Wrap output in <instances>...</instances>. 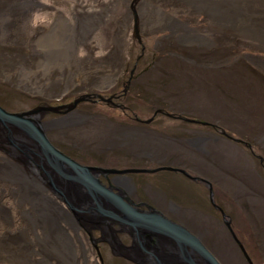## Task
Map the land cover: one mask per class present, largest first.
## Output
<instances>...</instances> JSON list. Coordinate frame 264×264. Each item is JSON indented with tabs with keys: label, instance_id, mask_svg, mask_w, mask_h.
<instances>
[{
	"label": "rangeland",
	"instance_id": "rangeland-1",
	"mask_svg": "<svg viewBox=\"0 0 264 264\" xmlns=\"http://www.w3.org/2000/svg\"><path fill=\"white\" fill-rule=\"evenodd\" d=\"M24 6L21 0H0L2 106L20 111L41 103L68 104L85 93L111 97L127 91L122 100L114 98L118 107L94 101L93 97L80 102L67 118L49 126L51 141L67 149L76 160L91 165L118 155L112 151L127 147L133 134L115 126L116 115L126 112L147 119L159 109L217 120L236 137L253 144L255 152L264 157V0H37L29 5L32 11L28 23L21 16ZM132 71L133 80L129 78ZM122 105L128 109H121ZM173 119L159 114L148 126L166 120L189 127ZM174 129L171 126L169 131ZM2 132L0 126V138L7 144ZM243 147L231 142L215 145L211 162L197 159L194 169L205 171L216 182L214 201L233 218L252 261L264 264V165L252 156L250 148ZM10 149L17 150L0 143V156H8ZM16 152L11 154L17 159L11 155L10 160L27 172L25 155L20 152L19 157ZM32 170L34 176L39 172ZM23 178L29 177L20 174L19 181ZM45 188L54 196L50 186ZM11 189L0 181V191L6 190L0 200V264H23L21 255L26 249L22 243L27 251L31 250L28 264H57L56 258L47 259L48 254L59 252V242L56 247L53 242L48 244L56 234L46 230L49 225L45 224V216L36 211L34 204H28L26 215L30 216L31 207L33 218L39 215L36 226L28 230L16 205V198L28 194L18 187ZM223 189L237 200L224 198ZM35 194L32 191L33 197ZM200 206L205 207L202 199ZM214 214L221 218L217 211ZM92 217L91 213L87 221L74 217L90 249L91 264H130L111 252L101 237L102 229L91 223ZM107 224H103L106 232L110 231ZM199 224L206 227L200 233L223 264H250L217 218L200 217ZM115 226L114 232L119 233ZM24 228L28 230L23 234L26 242L18 237ZM42 245L47 246L44 253L40 251Z\"/></svg>",
	"mask_w": 264,
	"mask_h": 264
},
{
	"label": "flooded vegetation",
	"instance_id": "flooded-vegetation-1",
	"mask_svg": "<svg viewBox=\"0 0 264 264\" xmlns=\"http://www.w3.org/2000/svg\"><path fill=\"white\" fill-rule=\"evenodd\" d=\"M133 77L134 74L132 76L130 73L129 78L133 80ZM116 96H118L116 100L119 101L125 97V93H117ZM121 109L127 110L128 108L126 105H122ZM162 110V112L157 114L155 112L153 116L147 119L141 118L133 113L125 112L117 114L116 116L118 119L116 121L118 122L115 126L123 127L124 130H127V133L131 132L133 138L127 143V147H117V151H112V153L116 154L118 152V155H110L96 164L91 165H96L104 169L116 170L157 169L152 172H104L100 177L106 185L112 187L114 191L123 195L127 200L132 201L136 207L143 210L156 209L173 221L183 225L190 232L197 235L210 251H212L211 248L204 241L200 233L202 230L207 229L206 227L203 228L202 225L199 224V221L200 217L206 219L217 218L226 227L229 238L233 243L237 244V248L242 250L227 224V221H229L234 233L244 245L243 239L237 234L238 231L236 226H234L233 218L222 205L217 201L213 202L218 190L216 182L211 180L205 171L199 172L195 170L194 167L197 165V159L206 160L210 163L214 146L226 144L227 142L241 144L244 146L243 148H250V153L254 158L260 160L261 166L264 165V157L259 156L255 152L253 144L244 138L236 137L234 135L236 134L235 132L232 134L229 128L223 126L217 120L188 117L167 112L164 109ZM69 113L70 111L55 113L51 116L46 114L44 120L49 123L48 131L50 130L49 126H53L58 121L67 118ZM159 114L174 118L173 120H181L188 124L187 126L189 127H183V124L178 122L174 124L169 123L166 120L157 122L156 126L154 125L155 127H149L148 125L156 122V117L159 116ZM151 118L153 119L148 121ZM187 118H192L195 121L188 120ZM171 126L175 127L173 132L169 131ZM175 130L177 131L175 132ZM53 143L66 154L73 157L67 149L61 148L55 142ZM211 146L212 148H210ZM77 160L80 161L79 159ZM80 162L86 163L83 161ZM209 163L204 165L211 167ZM160 173L162 176L158 175ZM163 173H175L177 176L171 177L163 175ZM258 176L262 178L259 172ZM207 190L209 192V202L208 200L207 202L205 201ZM223 193L224 198L231 197L233 200H237L236 197L227 190L223 189ZM199 194L202 198H200ZM201 199L203 205L205 203V207L200 206ZM237 206L241 207V205ZM210 209H212L213 212H208ZM241 210L244 212V207H242ZM214 211L220 213L221 218L215 217ZM100 232L103 242L108 245L111 252L116 257L130 264L154 263L151 255L149 256L143 249H138L136 246L137 237L120 231L119 233L108 234L106 230L103 229ZM157 242L158 239L155 236L148 238V250L157 253L165 264H172L165 259L162 254L164 249H160V255L155 248L149 247V245L152 246V244ZM124 246L129 250L124 249ZM244 256L247 258L245 254ZM249 256L251 257L250 254ZM171 260L174 262L173 259ZM253 263L255 264L254 261Z\"/></svg>",
	"mask_w": 264,
	"mask_h": 264
},
{
	"label": "water",
	"instance_id": "water-1",
	"mask_svg": "<svg viewBox=\"0 0 264 264\" xmlns=\"http://www.w3.org/2000/svg\"><path fill=\"white\" fill-rule=\"evenodd\" d=\"M136 35L138 36V27ZM93 97L94 101L101 100L115 107L120 106L114 102L116 96L106 97L102 93H85L68 104L41 103L31 109L20 111H10L0 104V125L4 137L11 146L25 155V160L27 159L35 169L44 174V181L79 220L82 219L83 212H90L93 215L91 219H94L91 223L95 227L103 230V224L108 223L106 226L109 228H112V225H118L120 232L137 237L136 246L152 256L154 260L152 264H165L157 253L148 250L147 240L153 236L157 237L158 242L149 247L158 250L161 249V245L165 246L162 254L168 261L175 260L173 264H223L197 235L183 225L156 209L143 210L136 207L132 201L106 185L100 177L104 172H152L157 169L116 170L83 164L60 150L51 141L47 135V122L41 121V117L47 113L69 112L80 102L89 101ZM162 111L159 109L156 114ZM187 119L195 121L192 118ZM13 128L26 134L37 145V150L28 147L25 143L17 142L13 137ZM57 178L64 181L65 187L58 183ZM75 194L87 198L86 207H78L74 202ZM227 224L250 264H254L229 221Z\"/></svg>",
	"mask_w": 264,
	"mask_h": 264
},
{
	"label": "bare ground",
	"instance_id": "bare-ground-1",
	"mask_svg": "<svg viewBox=\"0 0 264 264\" xmlns=\"http://www.w3.org/2000/svg\"><path fill=\"white\" fill-rule=\"evenodd\" d=\"M21 1H23L25 4L24 9H23V14L21 16L23 17V20L25 21V23L26 22L28 23L29 13L32 11V8H30L29 5L35 4L37 0H21ZM22 8H23V6H22ZM22 8H21V10H22ZM42 118H43V116L41 117V119ZM2 133L4 135V132H2ZM13 135L15 136V138H17L19 140L20 143H25L28 147L33 148L34 150H37V146L33 143V141L26 134L21 132L20 130L13 128ZM1 140L2 139L0 138V143H2L4 145H9L8 142L6 144V142L4 140H2V141ZM16 151L17 150L10 149V152H8L9 157L7 155L5 156L4 153H3V156H0V181H3L6 185H8L10 188V191L12 190L11 189L12 187H18L20 192L22 190L24 192V194H26V193L28 194L27 197L22 196V198L25 197L23 200H22V198H16V205L18 208V214H20L19 216L21 217V219L27 224L28 230L31 227L33 229L36 226L35 220L37 219V217L39 215H36V217L34 219L33 216L35 214L34 213H32L33 215L31 214V211L33 210V208L31 207L30 211H28L30 213V216H27L26 215L27 210H25V208L28 204H34V206L37 209L36 211H39L40 214L42 213L43 216H45L44 218H46L45 224L49 225V227L46 226V230L49 231V229H50L52 234H56L55 239L50 240L48 244L53 242L55 244V247H56L57 241L59 242V244L57 246V249L59 252H57V250H56L58 255L55 254V256H56L55 257V256H51L50 254H48L47 259L52 260L53 258H56L57 264H91V261L89 258L90 257V255H89L90 249L88 248V246H87L88 244L85 241V236H83L82 233H80V231H79L80 229L78 230V227H76L77 223L75 222V219H74L75 215L70 212L71 210L64 208V206L60 202L61 199L59 198V196L56 193L54 194V196L56 198L49 193L48 189L45 188L46 185L47 186H49V185L44 181V178L41 176V174L39 172H36L35 176L33 173H30V172H33L32 169H35L32 166L31 162H29L28 160L26 161L23 158L25 163L30 164V165L28 164L29 167L27 168L28 169L27 172H24L21 168L26 170L25 167L19 166V165H17L18 163L16 164L14 161L10 160L11 155L14 156V157L11 156L12 158L17 159V157L14 153L11 154L12 152H16ZM17 152H16V154L19 155V157H20V154H19L20 152H18V153ZM9 153H10V155H9ZM7 158H9V159H7ZM20 174L22 176L29 177L28 180H26V178H23L19 181V175ZM34 177L41 180V182H43L45 186L42 183L38 184L35 181ZM57 181L59 183L61 182L58 178H57ZM61 183L65 187L63 180ZM26 185H27V188H26ZM33 189L37 192V195L35 194L34 197L32 195V191H34ZM0 192H1L0 193V200H2L4 197V193H6V190L0 191ZM16 193H17V191H16ZM15 195H13V196H15ZM75 195L76 196L74 197V201L77 203L78 207H80V208L86 207V204H87L86 202H88L87 198L81 197L80 194L79 195L75 194ZM45 199L48 200V202ZM1 215L5 216L3 210H1ZM82 215H85L82 217V220L84 219V221H87L88 217L90 216V213L89 212H83ZM39 220L42 221L41 218H39ZM93 220L94 219H92L91 221H93ZM86 225H87V223H86ZM113 228H110L109 229L110 231H107V233L108 234H115V232H114L115 229H113ZM41 229H42V226H41ZM28 230H26L24 228L23 231L21 232L20 236H18V237L22 236L21 238H23L24 242H26V240L24 239L25 236L23 234L26 233ZM70 231H72V232H70ZM17 239L19 241H21V239H19V238H17ZM4 241H5V239H4ZM7 242H9V241H7ZM7 242L5 241V243L4 242L3 243L8 245ZM4 244H2L1 246H3ZM20 245H22L23 248L26 249V252L23 251L25 254L21 255L22 260H23V264L25 262L28 264L29 260L31 259V250L27 251V247L24 243H22ZM46 247L42 245L40 248V251L43 249L41 252L44 253V251H46L45 250ZM160 248L163 249L166 247L161 245ZM52 250H53V248H52ZM157 251L161 255V252H160L161 250L158 249ZM39 255H40V253H39ZM42 264H47V261H43Z\"/></svg>",
	"mask_w": 264,
	"mask_h": 264
}]
</instances>
